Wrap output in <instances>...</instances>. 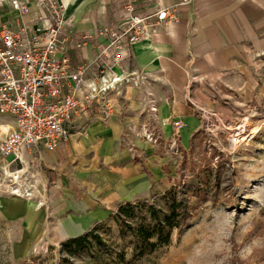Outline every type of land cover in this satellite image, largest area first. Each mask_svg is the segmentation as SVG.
Segmentation results:
<instances>
[{"label":"crops","instance_id":"0c3cea01","mask_svg":"<svg viewBox=\"0 0 264 264\" xmlns=\"http://www.w3.org/2000/svg\"><path fill=\"white\" fill-rule=\"evenodd\" d=\"M58 1L66 7L74 32L93 38L70 52L72 63L94 57L97 45L106 42L98 30L117 20L124 4L132 2L139 12L154 13L179 2ZM177 16L176 22L157 27L151 38L134 44L131 58L122 64L126 71L144 72L148 85L125 87L113 116L81 119L80 134L59 148L21 155L23 163L36 156L46 169L40 176L39 205L26 201L32 212L42 215L43 235L63 242L88 233L120 204L153 188L158 165L154 146L141 139V131L155 128V136L167 137L174 132L172 123L181 121L179 134L188 142L199 125L197 104L216 103L211 101L215 93L228 94L233 107L264 104V0H193ZM1 24L12 29L21 25L7 0H0ZM13 129V117L0 113V138ZM10 167L0 164V173ZM23 220L29 219L24 215Z\"/></svg>","mask_w":264,"mask_h":264},{"label":"rangeland","instance_id":"374dc122","mask_svg":"<svg viewBox=\"0 0 264 264\" xmlns=\"http://www.w3.org/2000/svg\"><path fill=\"white\" fill-rule=\"evenodd\" d=\"M212 99L217 102L197 104L199 125L188 142H182L181 134H157L151 143L158 165L156 181L131 202L137 205L135 218L125 220L133 226L143 217L149 221L146 205L165 214L166 195L173 189L178 198L189 199L194 217L181 232H172L167 246L132 264H264V104L233 107L225 92ZM37 159L12 164L0 173V264H61L63 259L111 264L120 251L130 259L133 243L121 237L113 218L118 207L94 227L109 249L91 246L69 256L61 250L66 240L43 235L42 215L26 202H40V176L46 169ZM9 161L0 157L3 166ZM24 215L29 220L24 221Z\"/></svg>","mask_w":264,"mask_h":264},{"label":"built area","instance_id":"2783aa9c","mask_svg":"<svg viewBox=\"0 0 264 264\" xmlns=\"http://www.w3.org/2000/svg\"><path fill=\"white\" fill-rule=\"evenodd\" d=\"M7 2L21 22L18 29L0 25V113L14 119V129L0 138V157L12 165L23 163L24 152L59 148L80 134L77 122L85 117L113 116L125 87L148 85L144 72L126 71L123 62L131 58L134 44L151 38L157 27L176 22L178 10L193 0H179L154 13H141L132 2L124 4L118 19L98 30L97 36L106 42L97 45L94 57L76 63L70 52L93 38L74 32L62 3ZM172 127L173 136L179 137L182 122H173ZM141 133L148 143L156 142L153 131Z\"/></svg>","mask_w":264,"mask_h":264},{"label":"trees","instance_id":"16d2710c","mask_svg":"<svg viewBox=\"0 0 264 264\" xmlns=\"http://www.w3.org/2000/svg\"><path fill=\"white\" fill-rule=\"evenodd\" d=\"M185 194V192L183 193ZM169 201L167 203V212L160 215V211L155 206H147V217H143L138 225L133 226L127 219H134L137 205L133 203H124L118 206L113 218L119 226L121 237L129 238L133 243V250L130 259L126 258L123 251L116 252L115 259L111 264H132L146 256H150L170 243V238L174 230L181 232L184 227L194 217L192 213L191 202L188 198H178L174 189L166 195ZM93 228L90 232L83 235L67 239L61 245V250L69 256H75L82 251L96 246L97 249H109L101 236ZM109 253L112 251L108 250ZM61 264H72L68 259H63Z\"/></svg>","mask_w":264,"mask_h":264},{"label":"bare ground","instance_id":"6f19581e","mask_svg":"<svg viewBox=\"0 0 264 264\" xmlns=\"http://www.w3.org/2000/svg\"><path fill=\"white\" fill-rule=\"evenodd\" d=\"M245 121H246V120H245ZM231 127H232V126H231ZM231 127H230V128H231ZM242 127H243V126H242ZM227 129H228V128H227ZM240 129H241V128H240ZM244 129H245V128H244ZM232 130H233V129H232ZM234 130H235V129H234ZM234 130H233L232 132H234ZM255 130H256V129H255ZM238 131H239V130H238ZM257 132H258V131H257ZM257 132H256V133H257ZM233 134H234V133H233ZM234 136H235V135H234ZM237 137H238V136H237ZM239 143H240V142H239ZM238 145H239V144H238ZM6 174H8V176H10V177H13L14 179L17 178V176H16L15 174H11V173L9 174L8 172H7ZM16 192H17V191H16ZM16 192H15V193H16Z\"/></svg>","mask_w":264,"mask_h":264}]
</instances>
